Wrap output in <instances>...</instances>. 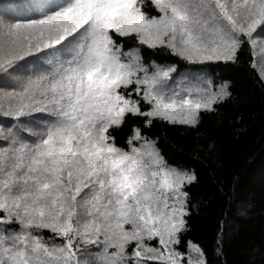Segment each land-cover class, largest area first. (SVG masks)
<instances>
[{
	"label": "snow or ice",
	"instance_id": "6c2138e0",
	"mask_svg": "<svg viewBox=\"0 0 264 264\" xmlns=\"http://www.w3.org/2000/svg\"><path fill=\"white\" fill-rule=\"evenodd\" d=\"M12 0L0 15V264H207L186 239L194 174L167 164L131 114L196 127L227 84L170 87L174 64L260 48L264 0ZM23 9L21 16L10 10ZM133 42L125 50L126 42ZM256 67L255 63L252 65ZM24 134V135H22Z\"/></svg>",
	"mask_w": 264,
	"mask_h": 264
},
{
	"label": "trees",
	"instance_id": "16d2710c",
	"mask_svg": "<svg viewBox=\"0 0 264 264\" xmlns=\"http://www.w3.org/2000/svg\"><path fill=\"white\" fill-rule=\"evenodd\" d=\"M11 2L0 0V15ZM149 5L145 0L151 14ZM25 14L10 10L12 16ZM132 46L127 41L125 50ZM141 56L147 64H174L177 74L209 78L215 89L227 84L231 95L216 111L202 112L196 127L163 121L144 127L142 118L128 114L124 124L110 129L117 146L127 149L131 130L140 127L168 165L194 174L186 187L185 237L202 247L207 264H264V88L250 46L240 49L234 63L188 64L163 48L143 47Z\"/></svg>",
	"mask_w": 264,
	"mask_h": 264
},
{
	"label": "rangeland",
	"instance_id": "374dc122",
	"mask_svg": "<svg viewBox=\"0 0 264 264\" xmlns=\"http://www.w3.org/2000/svg\"><path fill=\"white\" fill-rule=\"evenodd\" d=\"M261 34L254 33V36L258 40V44L260 41L264 40V33H261ZM260 63H261V53H260V48L257 47L256 54H255V65H256L257 70H259ZM173 77H174V80L169 82L170 87H173V88L177 86H179L180 88H196V87L203 88L205 86H208V87H211L213 91L216 90L213 87L212 81L209 78H204L202 76H196L190 72H184V73H179V74L174 72Z\"/></svg>",
	"mask_w": 264,
	"mask_h": 264
}]
</instances>
